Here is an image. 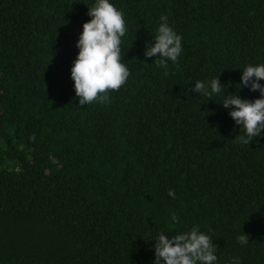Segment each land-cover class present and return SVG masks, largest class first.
Masks as SVG:
<instances>
[{"label": "trees", "instance_id": "16d2710c", "mask_svg": "<svg viewBox=\"0 0 264 264\" xmlns=\"http://www.w3.org/2000/svg\"><path fill=\"white\" fill-rule=\"evenodd\" d=\"M92 3L0 0V264H153L159 232L194 225L216 264H264V136L237 143L222 97L191 91L219 77L235 93L264 63V0H112L130 75L80 106L71 67ZM162 15L182 37L166 66L143 55Z\"/></svg>", "mask_w": 264, "mask_h": 264}, {"label": "clouds", "instance_id": "9594fccd", "mask_svg": "<svg viewBox=\"0 0 264 264\" xmlns=\"http://www.w3.org/2000/svg\"><path fill=\"white\" fill-rule=\"evenodd\" d=\"M90 20L82 25V32L76 42L78 49L71 67V80L80 106L93 102H110L109 91L120 89L129 78L127 63L121 55L122 38L127 26L124 13L112 0H93L87 7ZM182 53V37L170 26L166 16L159 17L155 35L151 37L150 46L143 50L145 58L155 57L154 63L166 66L167 62L175 63ZM239 70V69H238ZM241 71L239 91L229 93L226 85L220 83L219 77L210 80H196L192 92L197 96H221L219 106L228 110V115L240 134L235 137L237 143L249 145L255 138L264 136V63L246 64ZM248 88L259 92V98L248 100L241 98L239 92ZM174 198V191H168ZM173 223L179 218L171 215ZM237 243L245 246L249 237L242 232L235 237ZM152 251L153 264H216L215 245L209 234L200 230L197 225L175 234L159 232L154 239ZM232 264H240L234 258Z\"/></svg>", "mask_w": 264, "mask_h": 264}]
</instances>
